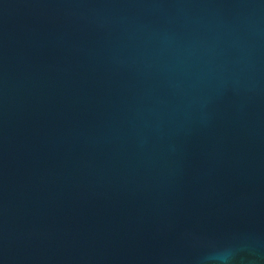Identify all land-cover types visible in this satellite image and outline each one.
Returning a JSON list of instances; mask_svg holds the SVG:
<instances>
[{
    "label": "water",
    "instance_id": "water-1",
    "mask_svg": "<svg viewBox=\"0 0 264 264\" xmlns=\"http://www.w3.org/2000/svg\"><path fill=\"white\" fill-rule=\"evenodd\" d=\"M0 264H264V0H0Z\"/></svg>",
    "mask_w": 264,
    "mask_h": 264
}]
</instances>
